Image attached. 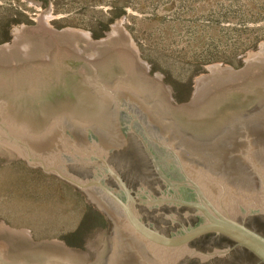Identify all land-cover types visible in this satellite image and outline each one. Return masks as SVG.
<instances>
[{"label": "rangeland", "instance_id": "obj_1", "mask_svg": "<svg viewBox=\"0 0 264 264\" xmlns=\"http://www.w3.org/2000/svg\"><path fill=\"white\" fill-rule=\"evenodd\" d=\"M138 1L139 3L136 2L132 8L126 6V14L109 23L103 35L97 39L85 29L61 25V22L53 25V21L59 20L61 15L53 12L52 0H22L27 8L32 9L33 13L29 12L27 16L32 23L11 24L5 35L0 34V40L4 36L7 38L3 39L2 43L13 41L19 46L18 51L13 54L9 52L0 56V77L16 85L14 87L17 91L11 95L12 98H16L20 91L28 90L29 81L34 78L31 76L27 80L29 77L23 79L19 76L17 81H14L12 75L24 72L28 74L29 67L37 72L45 71L42 68L44 66H47L48 71L62 74L56 75L57 79L46 82V85L37 83L38 93L43 95L29 100L38 106L39 112L27 117L21 114L19 107L13 105L6 106L4 116L11 117L15 125L25 124L33 131L47 127L53 117L65 114L83 124L97 125L103 119L107 101L92 90L94 87L97 88L95 81H100L106 86L113 85L117 80L131 84L151 103L156 116L162 117L179 135V138L173 140V144L176 146V152L182 154L185 159L183 168L186 170L193 167L201 171V175L197 176L195 181L203 185L200 186L206 194L218 201L221 200L224 205L228 200L227 196L230 197L228 193L231 189L243 192L246 195L244 197L232 194L237 199H233L236 206L234 204L230 206L231 212L235 214L233 216L241 218L251 214L255 209L264 211L262 199L264 162L258 163L259 168L253 161L250 164L245 161L246 151L252 144H243L241 148L232 145L235 140L253 142L259 131L256 126L260 124L261 119L249 123L246 121L248 117H243L264 105V20L252 25V20L248 16H242L236 29L225 30V33L219 35L224 36L219 40L224 46L215 50L217 57L229 55L244 47L251 39L263 35V39L253 48L236 57L234 61L236 66L215 62L194 69L186 63L187 57L179 58V48H169L168 44L163 46L170 40L160 33L166 26H172L173 32L175 31L173 19L176 18V14L157 24L158 27L152 31L138 32L139 38H134L132 29L134 31L139 29L142 22L156 24L155 17H159V12L170 5L172 0H167L168 4L162 6L157 2L159 7L156 10L145 8L148 1L145 3L142 0ZM11 3L14 4L15 1ZM193 4L195 5L192 6V12L199 9L208 11L218 7L227 9L238 6L242 11L255 12L254 18L257 17L256 12L264 13V0H195ZM106 7L109 5H100L96 8L106 11ZM190 9V6H186L182 12L190 13ZM39 20L44 28L52 25L57 30L75 28L81 32L70 33L69 38H47V44L43 48L35 39L37 34L22 29L23 26L37 28ZM201 23L207 22L202 19ZM253 26L261 27V32L252 29ZM192 33L193 29L188 35L192 36ZM150 35L154 47L148 48V54L155 64L149 63L141 53V47H148L145 46V39ZM34 46L38 52L32 51ZM24 48L30 51H22ZM134 48L137 49L139 57L134 54ZM120 51L127 54L125 55L128 60L122 59L123 54ZM182 54L185 55L183 52ZM254 54L257 56L251 59V55ZM227 67L232 69H226ZM145 76L147 78H144ZM69 78L72 79L67 82ZM232 124L233 128L230 127ZM248 124L254 134L251 138L245 139L240 135V131L243 132L244 126ZM238 130L240 131L235 132ZM227 132L231 134L224 138ZM242 134H245V137L250 136L247 132ZM229 143L230 148L226 150ZM198 144L202 145L203 154L208 161L227 159L228 164L235 169L238 166L232 158L240 163L241 169L238 171L236 182L225 177L217 164L215 171L217 173L220 170L219 174L211 171L209 163L190 158L193 154L188 151L189 147L196 149ZM253 146L257 147V150H263L261 147H264V144L260 147ZM136 148L137 146H132L133 150ZM254 153L255 151H253L255 160L262 158L257 151ZM142 157L137 156L133 160L115 157L109 161V168L119 175L124 186L137 196L148 199L165 197L169 192L167 185L164 183L161 185L157 180L158 176L152 175L151 166ZM135 159L139 162H135ZM163 160V157L158 160L159 166L171 181L174 178L177 180L186 178L181 172L176 174L175 171L172 173V170L165 169ZM169 161L178 171L175 158L171 157ZM91 164L93 172L102 175L103 179L111 175L101 161L93 158ZM224 166L226 171H229V167ZM253 166L256 167L255 171ZM243 173L249 175L248 183L243 181ZM236 174L225 175L233 177ZM261 174L263 176H260ZM202 178L217 187L216 194L205 187ZM110 186L119 191L120 197L126 199L120 185ZM186 189L190 188L181 187L179 195L188 196L183 193ZM78 191L55 176L46 175L40 169L26 165L10 152L0 151V264H113L109 263V257L114 251V226L98 209L95 200L82 197ZM168 205L174 206L170 203ZM146 206L152 208L148 204ZM160 213L163 214V219L172 220L170 223L172 225L176 220L174 213L179 217L177 226L170 225L168 231L166 228L161 230L168 236H179L193 227L186 221L188 219L186 214L190 213L186 208H180L176 212L161 210ZM182 218L186 223H183ZM149 222L157 228L163 225L161 220ZM7 228L22 231L25 236L15 235ZM28 235L30 238L32 236L34 242L26 240ZM178 252L190 254V246L187 245ZM171 253L174 255V252ZM189 260L191 258L185 257L181 259L180 264Z\"/></svg>", "mask_w": 264, "mask_h": 264}, {"label": "water", "instance_id": "obj_2", "mask_svg": "<svg viewBox=\"0 0 264 264\" xmlns=\"http://www.w3.org/2000/svg\"><path fill=\"white\" fill-rule=\"evenodd\" d=\"M41 23L39 20L37 28L23 26L22 29L28 33L37 34L35 39L43 48L47 44V38H69L71 37L70 33L81 32L75 28L57 30L52 25L44 28ZM40 34H43V38L39 37ZM4 46L5 43L0 44V56H4L9 52L13 54L19 49V46L14 42L10 48H5ZM22 51H30V49L24 48ZM32 51L38 52L35 46L32 47ZM134 54L139 57L136 48H134ZM126 55L122 56L123 60H128ZM139 60L141 61L140 58ZM42 68L45 71L37 72L34 68L29 67L27 69L28 74L24 72L12 75L11 78L14 81H17L19 76H22L23 79L29 77L27 80L31 76L34 78V80L29 81L28 90L20 91L16 98L11 97L13 92L17 91L14 87L16 85L0 77V101L6 104L4 106L0 102V151L10 152L14 157L25 162L26 165L40 169L46 175L55 176L77 188L87 198L95 200L98 209L114 226L113 247H119V250L115 251V253L122 257L127 253L125 249L126 233L119 229L121 225H124L133 234L132 238L137 242L135 244L143 243L161 251H168L167 264H173V261L174 264H180L181 259L185 258L187 254H180L178 250L187 246L192 239L211 232L233 239L264 262V237L248 228L243 221L241 223L232 218L235 214L231 212L230 206L233 204L236 206L234 202V200H237L236 196L230 195L234 200L232 199L233 202L231 203L232 200L228 199L229 204L226 206L222 204L221 200L218 201L206 194L199 183L187 176L188 174L184 170L181 171L180 168L178 170L183 175L187 174L184 175L186 177L184 180L174 178L171 181L163 173L158 160H161V157L164 160L171 157L177 158L178 153L175 150L176 146L173 144V140L179 138V135L162 117L156 116V111L151 103L133 85L117 80L113 85L106 86L100 81H95L97 88L94 87L92 90L107 101L104 109L106 118L104 121L102 119L97 125L83 124L77 120L70 119L65 114L53 117L47 127L33 131L28 129L25 124L19 123L15 125L11 117L8 115L4 116V112L7 111L6 106L13 105L19 107L21 114H25L27 117H31V115L40 111L38 106L32 104L29 100L43 95V93H38L37 83L46 85V82L53 81L57 79L58 75L62 74L48 71L47 66ZM226 69L232 68L227 67ZM144 78L147 77L145 76ZM71 79L69 78L67 82ZM58 92L61 93V91ZM247 117L246 121L249 123L254 122L256 119H261L260 124H257L256 127L259 130L258 133L264 134V105L252 110L249 115L243 118ZM233 125H230V127L233 128ZM249 125L244 126L243 132L240 130L235 132H247L250 136L244 137L249 139L254 134ZM108 128H113V132L106 131ZM164 131L169 132V134L162 135ZM144 132H147V134H144ZM227 133V136L231 134L230 132ZM80 140H87L88 142L82 143ZM100 141H107L112 145L101 151L97 147V145H100ZM123 142L124 145H122ZM185 143L187 142L185 141ZM248 143L250 144V142ZM132 146H137L136 150H133ZM255 149L256 147L254 146L247 149L246 162L250 163L253 161V151ZM141 155L151 166L152 171L150 172H153L152 175L154 177L155 175L158 176L157 180L161 185L162 183L166 184L169 191L160 202H143L152 208H147L146 204L143 207L141 201L139 202L138 197L140 196L129 191L124 186L120 176L109 168V161L115 157L133 160L137 156L141 157ZM93 158L96 161H101L108 169V173L111 175H108L107 179L106 176L103 179L102 175L93 172L91 164ZM134 161L139 162L136 159ZM253 170H256L255 166H253ZM110 184L117 187L120 185L126 199L120 197L119 191L112 188ZM181 187L190 188L183 192L188 194V196L179 195L181 194L178 193ZM91 192L96 193L97 199L91 196ZM105 203H108L109 207H103ZM161 203L178 204L201 212L205 216V221L195 228L188 229L184 234L168 236L157 227L149 225L148 213L153 212L156 214L158 212L156 208H159ZM144 217L147 218L146 222H144ZM166 229L168 231V227ZM28 239H30V236ZM126 240L131 244L128 238ZM171 252H174V255ZM132 253L135 254L134 252ZM113 254L114 251L109 259ZM171 256H173L172 259H170Z\"/></svg>", "mask_w": 264, "mask_h": 264}, {"label": "trees", "instance_id": "obj_3", "mask_svg": "<svg viewBox=\"0 0 264 264\" xmlns=\"http://www.w3.org/2000/svg\"><path fill=\"white\" fill-rule=\"evenodd\" d=\"M11 1H15L14 4ZM145 3L146 9L156 10L159 6L158 3L168 4L167 0H142ZM156 3H153V2ZM138 0H52L53 12L60 14L59 20L53 21V25H57V22H61V25H68L90 31L94 38H100L103 35V31L107 28L108 24L113 22L118 17L126 14L125 7L132 8ZM158 2V3H157ZM195 0H172L170 5H167L159 12V17H155L156 24L144 23L140 25V28L135 30L134 38L138 39V32L143 30H154L158 27L157 24L165 22L166 19L176 14V18L173 19L175 24V31L173 32L172 26H166L160 35L170 40L169 48H179L180 56L187 57L186 63L192 66L194 69L203 65L222 62L224 64H231L236 66V57L244 53L247 49L253 48L260 40L262 36H257L246 43L243 47L233 51L229 55L225 54L223 57H217V48H223V43L219 42L224 36H219L225 33V30H234L239 25V18L242 16H248L252 20V25H256L264 20V13L242 11L239 7H229L227 9H220L219 7L214 10L203 11L201 9L192 12V6ZM108 4L106 11L97 9V6ZM18 5V6H17ZM190 6V13H184L182 10ZM17 7L21 8L20 10ZM32 12V9L26 7L22 0H0V34H6L9 25L20 23H32L27 18L28 13ZM33 13V12H32ZM191 16V18H187ZM131 20L132 18L129 17ZM205 19L207 23H201V20ZM243 24L242 21H240ZM255 31L261 32V27H251ZM258 28V29H256ZM193 29L192 36L188 33ZM5 37V36H4ZM1 38L6 39L7 38ZM0 40V43L4 42ZM5 40V41H6ZM144 48L141 47V53L144 59L151 64H155V61L148 54V48L154 47V41L151 35L145 39ZM185 53V55L182 54Z\"/></svg>", "mask_w": 264, "mask_h": 264}, {"label": "flooded vegetation", "instance_id": "obj_4", "mask_svg": "<svg viewBox=\"0 0 264 264\" xmlns=\"http://www.w3.org/2000/svg\"><path fill=\"white\" fill-rule=\"evenodd\" d=\"M227 134L228 133H226L224 138L228 137ZM222 137L223 136H221V138ZM217 145H218V142L215 143V146ZM229 148H230V145L228 148H226V150H228ZM235 193L236 195H241L243 197L246 196L244 195L243 192L235 191ZM80 195L82 197L84 196L82 193H80ZM138 198H139V202L141 201V204L143 207L146 204V203H143L145 201L146 202L148 201L160 202L163 199V197H156L154 199H148L146 197H138ZM173 205H174L173 207H169L168 203L161 204L159 208H156V210L158 209V212L156 214L153 212L148 213V219L153 222H157L158 220H161L163 225L158 227V229L160 230L166 227L169 228V226L172 225L170 224L172 223V220L167 219V218L163 219L162 218L163 214H161L160 211L164 210L168 212L172 210L176 212V211H179L180 208L182 209L186 208L190 212L186 214V216H188V219L186 221H188V224L191 223L190 226H193L192 228L199 226L203 221H205V216L201 212H198L196 210H193L191 208L181 206L178 204H173ZM174 217L176 218V220L173 221L172 226H177L179 217H177L175 213H174ZM105 218L107 219V221L109 220L107 217ZM232 218H234L235 220L241 223L243 221V223L248 228H250L254 232L264 237V211L263 210L260 211L259 209H255L251 212V214L246 215L245 217L240 218L238 216H232ZM143 219L145 220L144 222H146L147 218L144 217ZM186 221H184L183 223H186ZM188 245L190 246V254H187L186 256L185 255L184 256L185 257L188 256V259L191 258V260L186 261V263H183V264H264V262H262L260 258H258L251 251L244 248L242 245L238 244L233 239L226 237L224 235H221L219 233H216V232H211V233L198 236L192 239L190 242H188Z\"/></svg>", "mask_w": 264, "mask_h": 264}, {"label": "bare ground", "instance_id": "obj_5", "mask_svg": "<svg viewBox=\"0 0 264 264\" xmlns=\"http://www.w3.org/2000/svg\"><path fill=\"white\" fill-rule=\"evenodd\" d=\"M42 36H43V34H40L39 37L43 38ZM12 44H13V41H11L9 43H5L4 47L5 48H9V47H11ZM120 52L123 54V56H125V52L124 51H120ZM256 56H257V54H254V55H251L250 58L252 59V58H254ZM105 118L106 117L103 116V121H104ZM106 131L113 132V128H108ZM148 133L150 134V132H148ZM144 134H147V132H144ZM166 134H169V132L164 131V133L162 135H166ZM240 135L243 138H245L244 137L245 134H242V132H240ZM80 141L82 143H87L88 142L87 140H80ZM248 142H250V144H252V146L253 145H256V146H259V147L262 146L264 144L263 133H257V136H255L253 142L251 140H249V141H238V140H235V141H233L232 145L241 148V147H243V144L250 145ZM230 143H229V145H230ZM110 145H112V144H110V142L100 141V145H97V147H98V149H100L102 151V149H107ZM122 145H124V142L122 143ZM201 146H202L201 144H198L196 149L193 148V147H189L188 151L191 154H193V155H190L191 158H195L197 161L201 160V161L209 163L211 165L210 166L211 171L213 170V173H215V174H219V171H220L219 170L217 173L215 171V166L217 164V166L221 167V171L220 172L223 173V175L225 177L229 178L232 182H236V178H238V171H239V169H241L240 163H238L237 161H235L232 158L233 162L238 166L235 169L231 164H228L227 159H224V161H223V158H221V161H218V160L216 161V160L210 159L211 161H208L206 155L203 154V148H201ZM261 148H263V150H264V147H261ZM263 150H260V149L257 150V147L254 150L255 153L257 151L260 154V156H262V158H260L258 160H255L253 158L254 165H256L259 168H260V165L258 163L262 164L264 162V151ZM183 159H184L183 156H181L180 154H178L177 158L175 159L176 163H177V166L180 168L181 171L184 170V168H183V163H184ZM169 160H170V158L167 159V160L166 159L163 160L164 168L167 169V170H172V173H174V171H175L176 174H177L178 171L175 170V167L173 166V164ZM224 165H227L229 167V171H226V168H225ZM184 171L188 174V175L187 174H184V175H187V176L191 177L194 180H196L197 176L201 175V171H199V170H197V169H195L193 167H188ZM224 171H225V174L230 175V176H232V174H235V173H237V174L235 176H233V177H228V176H226L224 174ZM242 179H243V181L245 183H248L250 181V177H249V175L247 173H243ZM201 180L204 183L206 188H209L210 190H212V193L215 192V194H216V192L218 191L216 186H214L212 183L206 181L204 178H202ZM200 185L203 186L202 184H200ZM235 191L236 190H230L228 194H230V195L235 194L236 195ZM91 196L93 198L97 199L95 192H91ZM232 196L234 197V195H232ZM233 197H228L227 196V199L232 200V199H234ZM228 204H229V202L226 201L225 205L227 206ZM103 207H109L108 203L103 204ZM119 225H120V223H119ZM7 229H9V228H7ZM119 229L126 233V237H125V246L126 247H125V249H126L127 253L124 254L123 257L120 256L119 254L115 253V251L119 250V247L116 246L113 249L114 250L113 256L109 259L110 263H113V264H167L168 263V257H169V255L167 254L168 251H164V250L161 251V250L156 249L155 247L146 246L143 243L135 244L137 242L135 240H133V238H132L133 234L128 229V227H126L124 225H121ZM9 230L12 231L15 235H20L21 234L22 236H25V233H23L22 231H17V230H12V229H9ZM127 238L131 242V244L129 242H127V240H126ZM135 238H136V236H135ZM27 239H28V237L26 238V240ZM28 240L34 242L33 239H32V236ZM132 252H134L135 254H133Z\"/></svg>", "mask_w": 264, "mask_h": 264}]
</instances>
